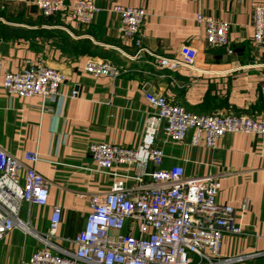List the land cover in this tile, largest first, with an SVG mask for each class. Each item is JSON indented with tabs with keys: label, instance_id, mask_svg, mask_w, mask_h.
Masks as SVG:
<instances>
[{
	"label": "crops",
	"instance_id": "0c3cea01",
	"mask_svg": "<svg viewBox=\"0 0 264 264\" xmlns=\"http://www.w3.org/2000/svg\"><path fill=\"white\" fill-rule=\"evenodd\" d=\"M35 1L0 0V84L7 73L29 65L56 70L65 82L50 102L1 93L0 148L20 161L28 152L40 155L34 168L48 182V201L45 207L23 204L19 219L34 234L46 235L53 209L60 207L56 243L63 249L75 250L91 198L112 188L113 178L95 171L89 146L138 148L154 113L148 96H162L200 116L264 119V47H255L252 29L254 9L264 0H61L65 8L49 18ZM77 2L100 10L91 24L69 18L68 9ZM119 5L147 14L141 50L118 34L120 18L112 9ZM198 15L229 23L232 54L206 45ZM185 47L197 51L195 69L159 66L158 58L181 61ZM92 62L116 68L118 77L91 76L85 68ZM157 135L156 147L165 153L162 169L177 166L187 178L217 180L216 201L237 211L241 232L224 234L222 258H245L230 264H264V140L227 134L211 150L193 147L192 132L178 144L166 142L161 129ZM113 171L128 179L141 173L138 166ZM243 200L250 205L241 213ZM42 248L32 235L13 230L0 240V264H28Z\"/></svg>",
	"mask_w": 264,
	"mask_h": 264
},
{
	"label": "built area",
	"instance_id": "2783aa9c",
	"mask_svg": "<svg viewBox=\"0 0 264 264\" xmlns=\"http://www.w3.org/2000/svg\"><path fill=\"white\" fill-rule=\"evenodd\" d=\"M43 17L49 18L65 8L61 0H36ZM120 18L118 34L141 50V28L147 19L145 10L115 6ZM69 18L86 25L100 12L96 5L77 2L69 7ZM197 23L205 32L209 48L227 49L232 54L229 23L210 16L198 15ZM253 44L264 47V6H257L252 17ZM182 59L158 58L160 67L195 69L197 51L185 47ZM3 58L0 54V73ZM86 72L95 78L118 77L119 72L107 63H89ZM65 77L42 65H29L19 73H7L0 84V96L31 98L43 102L59 97ZM76 93H72L75 97ZM153 116L136 149L109 144H91L89 153L95 171L113 178L107 194L90 200V212L83 230L75 237V250L68 251L56 243L61 208L55 207L51 228L46 235L34 234L22 223L19 213L23 204L45 207L48 182L35 170L41 160L37 153H25L23 161L0 148V240L13 230L32 235L44 246L34 253L28 264H230L245 258L223 259L220 248L224 234H240L235 223L236 210L216 201L220 184L212 178H187L181 167L162 169L165 153L156 147L157 134L162 130L166 142L181 143L192 132L191 145L215 149L227 134H247L264 140V119L231 114L200 116L171 105L162 96H148ZM138 166L141 173L127 178L114 168ZM152 166L153 172L147 168ZM128 180V182H127ZM239 212L249 209L243 200Z\"/></svg>",
	"mask_w": 264,
	"mask_h": 264
}]
</instances>
